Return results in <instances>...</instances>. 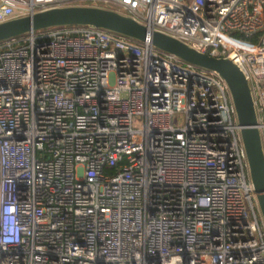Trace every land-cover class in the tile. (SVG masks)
Instances as JSON below:
<instances>
[{
	"label": "built area",
	"instance_id": "2783aa9c",
	"mask_svg": "<svg viewBox=\"0 0 264 264\" xmlns=\"http://www.w3.org/2000/svg\"><path fill=\"white\" fill-rule=\"evenodd\" d=\"M67 5L232 59L264 152V0H0V22ZM241 128L217 73L148 41L59 26L0 42V264H264Z\"/></svg>",
	"mask_w": 264,
	"mask_h": 264
},
{
	"label": "water",
	"instance_id": "95a60500",
	"mask_svg": "<svg viewBox=\"0 0 264 264\" xmlns=\"http://www.w3.org/2000/svg\"><path fill=\"white\" fill-rule=\"evenodd\" d=\"M59 26H87L148 41L153 47L171 53L182 61L217 73L226 81L235 107L249 174L264 220V152L249 83L239 66L228 57L200 52L163 32L147 28L133 18L96 6H54L0 22V42L31 31Z\"/></svg>",
	"mask_w": 264,
	"mask_h": 264
},
{
	"label": "rangeland",
	"instance_id": "374dc122",
	"mask_svg": "<svg viewBox=\"0 0 264 264\" xmlns=\"http://www.w3.org/2000/svg\"><path fill=\"white\" fill-rule=\"evenodd\" d=\"M182 121H183V115L182 114L176 115V120L174 121L175 125L182 123Z\"/></svg>",
	"mask_w": 264,
	"mask_h": 264
},
{
	"label": "trees",
	"instance_id": "16d2710c",
	"mask_svg": "<svg viewBox=\"0 0 264 264\" xmlns=\"http://www.w3.org/2000/svg\"><path fill=\"white\" fill-rule=\"evenodd\" d=\"M256 40H257V36H254V37H251V38H250V41H251V42H255Z\"/></svg>",
	"mask_w": 264,
	"mask_h": 264
},
{
	"label": "bare ground",
	"instance_id": "6f19581e",
	"mask_svg": "<svg viewBox=\"0 0 264 264\" xmlns=\"http://www.w3.org/2000/svg\"><path fill=\"white\" fill-rule=\"evenodd\" d=\"M225 81V80H224ZM225 83H226V81H225ZM227 84V83H226Z\"/></svg>",
	"mask_w": 264,
	"mask_h": 264
}]
</instances>
